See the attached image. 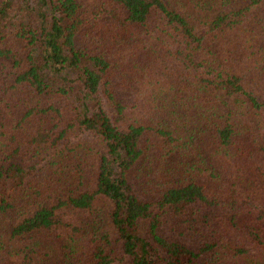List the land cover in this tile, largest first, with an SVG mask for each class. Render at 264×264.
Returning <instances> with one entry per match:
<instances>
[{"label": "trees", "instance_id": "1", "mask_svg": "<svg viewBox=\"0 0 264 264\" xmlns=\"http://www.w3.org/2000/svg\"><path fill=\"white\" fill-rule=\"evenodd\" d=\"M23 1L0 0V264L264 262V0H205L196 23L189 0ZM9 32L25 49L8 48ZM130 74L148 123L114 88ZM180 103L194 112L176 123ZM64 113L67 126L54 120ZM205 131L214 160L196 179L135 193L148 132L180 151ZM86 135L102 148L89 147L95 175Z\"/></svg>", "mask_w": 264, "mask_h": 264}, {"label": "rangeland", "instance_id": "2", "mask_svg": "<svg viewBox=\"0 0 264 264\" xmlns=\"http://www.w3.org/2000/svg\"><path fill=\"white\" fill-rule=\"evenodd\" d=\"M78 2L84 4L86 7H93L97 8L101 6V0H77ZM205 0H189V15H191V20L193 23L199 22V17H203L205 14L203 13V3ZM25 3H28L27 0L21 2L19 6H26ZM32 6H35L34 2H30ZM31 9H27L25 14L28 13V11ZM34 18H27V22L31 23L33 25L36 24V16L33 14ZM199 27V26H198ZM199 32H203V29L199 27ZM202 34V33H201ZM8 38L5 40L6 43H8V48H12L14 52H18L20 50L25 49L24 46L20 43H18V40L15 36V32H9ZM210 36H214L212 33ZM83 38L78 39V46H83ZM132 78V74L122 77L121 75L116 77L113 81L114 88H116V92L118 93L120 99L124 102H126L127 105H129L133 109V113L135 114L134 119L141 120L142 122H149L150 119L145 116L146 112L144 110L145 105L141 102L140 94H133L131 91L127 88L128 85H130V80ZM138 87V86H135ZM194 111H189V107L187 108V105L184 103L177 104L174 109V115L172 117V120L176 123L182 122L186 120V117L189 118L191 114ZM61 113V112H60ZM142 113V114H141ZM142 115V116H139ZM133 119V120H134ZM56 122L60 123L63 126H67L69 123L72 122V118L69 117L67 114H62V116H56L54 119ZM53 130L58 133V130L55 129L53 125ZM199 125L196 127L198 128ZM209 129V126H208ZM264 119H262V124L259 125V130L257 133H261L264 130ZM180 130L175 125L173 126V131ZM207 134L208 131L201 132L200 136L194 139L192 141L194 142L193 145L189 148L180 149V151H176L174 146L166 143L162 138H159V135H152L150 132L147 133V136L143 138L142 145L145 152H147L146 155H144L140 161V163L137 165L136 169L133 172L132 180L134 185V191L135 193L141 198L145 199L148 197L154 190L156 193L163 188V182L166 181L168 177H171L169 179H174V182H177L179 180L183 181H189V179H196V169L198 168V164L200 162V159L202 157H209L212 158V150L209 148H214V146L211 145V142H208L207 140ZM68 135H73V132L70 131ZM87 136V135H86ZM191 139V137H188V140ZM92 142V143H88ZM96 142V139L90 136H87L84 138V141L80 143L81 150L83 151L84 157V163L87 162V168L86 170L90 173L91 171L95 175L94 170V158L95 153L93 150H91L89 147L94 145L97 149H102L100 145H98ZM214 160V159H213ZM203 174V173H202ZM236 176V175H235ZM198 180L210 183L208 175H198ZM201 182V183H202ZM220 190L213 191L214 194L218 195ZM224 193V192H223ZM221 193V194H223ZM219 194V195H221ZM228 195L232 197L233 202L237 203L239 201L238 198L240 196H237V194L234 192L233 188L230 187ZM102 206L100 208L104 210L107 214L111 213V205L106 203V201H101ZM109 219V217H107ZM142 235L145 237L146 235V228L144 222L141 223L139 226ZM217 228H219L217 226ZM221 230V229H220ZM222 231V230H221ZM161 234L165 236H171V232L168 229L167 226H164L163 229L160 231ZM228 241L230 242L229 245L224 244L225 250H227L228 253L234 254V250L232 248H236L237 244L236 242H232L231 237L228 236ZM42 245H46L47 241H41ZM188 244L191 245V247H198L200 245V242L196 239L189 240ZM247 250L255 251L257 248L255 246L248 244ZM260 249L264 250V246L260 247ZM223 250V249H222ZM223 250V251H225ZM240 257H246L240 256ZM234 261V260H233ZM220 264H230L228 261L226 262H219ZM217 263V264H219ZM237 264H264L263 261L259 259H237ZM49 264H60V262L56 259H52V261L49 262Z\"/></svg>", "mask_w": 264, "mask_h": 264}]
</instances>
